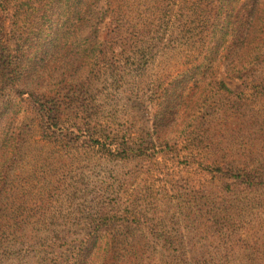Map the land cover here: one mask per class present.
<instances>
[{
	"label": "rangeland",
	"instance_id": "rangeland-1",
	"mask_svg": "<svg viewBox=\"0 0 264 264\" xmlns=\"http://www.w3.org/2000/svg\"><path fill=\"white\" fill-rule=\"evenodd\" d=\"M169 2L119 0L129 28L79 40L55 26L18 85L0 69V264L64 263L56 253L85 238L84 264H172L178 249L264 264V186L230 174H264V38L187 71L206 52L169 28ZM25 90L62 100V115Z\"/></svg>",
	"mask_w": 264,
	"mask_h": 264
},
{
	"label": "trees",
	"instance_id": "trees-1",
	"mask_svg": "<svg viewBox=\"0 0 264 264\" xmlns=\"http://www.w3.org/2000/svg\"><path fill=\"white\" fill-rule=\"evenodd\" d=\"M15 1L0 0V69L13 74L15 79L11 80H14L16 85L20 81L18 78L35 67L34 63L39 57L37 50L55 33V26L56 37L65 36L66 29L69 28L75 35L74 38L79 40V32L86 27L92 33H97L103 28L119 30L133 22L129 17L132 15V8L123 12L118 4L119 0H28V3H32L28 5V9H25L23 4H14ZM37 3L39 6L36 7ZM164 10L169 17V28L179 31L181 39L185 38L188 44L204 46L201 54L206 52L205 62L195 63L187 71L214 69V56L226 41L228 44L224 46L230 49L234 40L248 45L264 38V0H170ZM108 17L111 21L106 22ZM56 37L51 38L52 41L56 40ZM195 37L198 38L194 39ZM0 89L7 88L2 86ZM12 92L13 89H10L9 95ZM22 93H27L34 99L45 111V116L58 118L62 115V100L30 90ZM1 98L0 95V103ZM5 107L6 104H0V112L4 111ZM213 169L217 171V167ZM218 170L222 171V168ZM230 174L237 180L241 179L240 183L247 185L245 189L255 190L256 193H260L259 189L264 186V174H256L252 170H239ZM159 229L158 225L156 232ZM95 243L94 240L85 238L76 246L66 247V252L56 253L58 261L61 257L71 258L70 260H65L67 262L64 263L48 260L47 264H84L91 257ZM187 255L184 249L176 250L172 264H192ZM125 257L127 261L138 259L132 255Z\"/></svg>",
	"mask_w": 264,
	"mask_h": 264
}]
</instances>
